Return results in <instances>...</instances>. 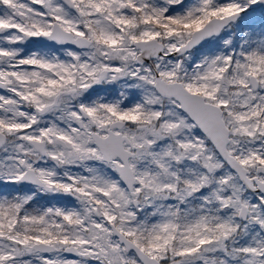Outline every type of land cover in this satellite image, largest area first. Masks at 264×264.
<instances>
[{
    "label": "snow or ice",
    "instance_id": "obj_1",
    "mask_svg": "<svg viewBox=\"0 0 264 264\" xmlns=\"http://www.w3.org/2000/svg\"><path fill=\"white\" fill-rule=\"evenodd\" d=\"M0 264H264V0H0Z\"/></svg>",
    "mask_w": 264,
    "mask_h": 264
}]
</instances>
